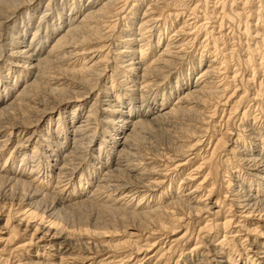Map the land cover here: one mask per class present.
<instances>
[{"label":"bare ground","instance_id":"bare-ground-1","mask_svg":"<svg viewBox=\"0 0 264 264\" xmlns=\"http://www.w3.org/2000/svg\"><path fill=\"white\" fill-rule=\"evenodd\" d=\"M0 161V264H264V0H0Z\"/></svg>","mask_w":264,"mask_h":264},{"label":"rangeland","instance_id":"rangeland-1","mask_svg":"<svg viewBox=\"0 0 264 264\" xmlns=\"http://www.w3.org/2000/svg\"><path fill=\"white\" fill-rule=\"evenodd\" d=\"M30 36V35H29ZM40 94H41V98H40ZM45 94V95H44ZM39 95V96H38ZM46 96V97H45ZM38 97V98H37ZM35 98V99H34ZM33 99H34V102H35V100L38 102V100L40 101L41 100V102H47L48 101V99H50V98H48V96L46 95V93H44V92H42V91H40L39 93H37V94H34L33 95ZM33 101V100H32ZM15 112H17V110L15 111ZM14 113V112H13ZM18 117V115L17 114H13V117L14 118H17ZM11 117V119H13V117H12V115L10 116ZM1 162V161H0ZM18 162L19 161H17V164H18ZM16 164V165H17ZM29 164V165H28ZM31 162H28L27 163V166H26V169L27 168H29L30 166H31ZM92 177V176H91ZM92 181H94L95 182V178H92ZM6 192L5 191H2L1 189H0V206H6L7 208H9V204H11V205H13V204H15V200L13 201V199H12V197L11 196H8V194H5ZM3 194V195H2ZM2 195V196H1ZM4 196V197H3ZM5 197H7V198H5ZM8 199V200H7ZM11 199V200H10ZM11 201V202H10ZM8 204V205H7ZM44 205H49V201L48 202H46ZM15 208V207H14ZM69 218H71V216L69 217ZM13 221V220H12ZM3 223H4V217L2 218V219H0V227L3 225ZM12 223H14V221L12 222ZM127 226H125V228H126ZM128 228V227H127ZM21 233V232H20ZM25 233V234H24ZM21 236H26V233H28L27 231L26 232H24ZM120 237V235L119 236H117V238H119ZM114 238H116V237H114ZM164 240V239H163ZM179 249V248H178ZM177 255V256H176ZM177 257V258H176ZM178 262H176V261ZM179 259H178V252L175 254V256H174V259H173V261H172V264H179L180 263V260L178 261Z\"/></svg>","mask_w":264,"mask_h":264}]
</instances>
